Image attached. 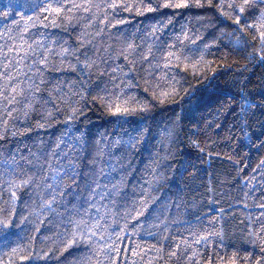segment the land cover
Masks as SVG:
<instances>
[{"label": "trees", "instance_id": "trees-1", "mask_svg": "<svg viewBox=\"0 0 264 264\" xmlns=\"http://www.w3.org/2000/svg\"><path fill=\"white\" fill-rule=\"evenodd\" d=\"M0 264H264V0H0Z\"/></svg>", "mask_w": 264, "mask_h": 264}]
</instances>
